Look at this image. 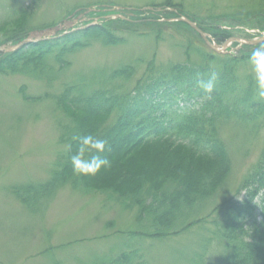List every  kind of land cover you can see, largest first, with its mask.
<instances>
[{
    "label": "trees",
    "instance_id": "obj_1",
    "mask_svg": "<svg viewBox=\"0 0 264 264\" xmlns=\"http://www.w3.org/2000/svg\"><path fill=\"white\" fill-rule=\"evenodd\" d=\"M261 4L254 12L226 15L225 19L212 16L209 23L176 4L155 6V11L136 10L134 15L118 19L105 18L111 10L92 11L88 14L90 19L100 17L101 24L89 25L91 21L84 28L59 32L50 39L0 53V73L18 72L51 81L70 66L71 54L94 42L115 45L124 41L118 32L151 34L181 16L197 22L218 44L236 37V32L243 33L245 39H252L255 34L246 32L245 28L264 31V4ZM33 7L17 12L10 26L14 29L0 39V45L16 44L29 37L35 30L28 25ZM87 8L69 15H79ZM215 19L220 20L213 21ZM174 23L176 29L182 26L194 32L202 43L189 46L185 62L173 63L164 69L153 68L155 64L151 63L148 73L128 93H120L112 87L91 88L82 81L65 85L56 100L74 125L65 137L67 151L59 157L48 182L17 185L12 191L22 204L35 212L45 207L65 185L75 190L111 189L125 203L131 201L126 208L137 206L141 218L151 223V232L132 235L162 237L213 222L216 233L205 239L200 256L207 252L208 242L217 241L224 248L221 264H264V148L254 171L238 189L237 196L244 191L241 199H224L205 217L192 212L184 216L194 204L212 197L232 169L228 149L220 136L221 125L233 119L247 124L264 122V101L254 96V80L251 76L241 80L238 75L240 65L250 62L253 50L264 42H234L235 46L240 45L236 54L219 53L210 49L186 22ZM58 24L60 22H53L37 30ZM53 63L58 68H54ZM212 70L217 71L218 80L214 91L207 94L197 82L207 79ZM132 71V66H124L104 81L114 84L119 78L127 80ZM24 99L33 97L24 94ZM87 134L106 138L110 146L105 155L112 161V167L94 177L75 175L69 160L79 145L74 137ZM180 218L184 225L173 231L174 223ZM98 264L145 263L137 250L123 251Z\"/></svg>",
    "mask_w": 264,
    "mask_h": 264
},
{
    "label": "rangeland",
    "instance_id": "obj_2",
    "mask_svg": "<svg viewBox=\"0 0 264 264\" xmlns=\"http://www.w3.org/2000/svg\"><path fill=\"white\" fill-rule=\"evenodd\" d=\"M261 3L264 0H0V39L14 29L10 26L17 12L31 5L33 16L28 25L35 29L32 35L53 22L71 19L77 22L78 29L88 22L96 23L97 19L94 22L88 16L91 10L119 8L125 13L119 18H128L136 10L155 11V6L176 4L209 23L212 16L254 12ZM87 7V12L74 15ZM183 18L173 19L169 27L151 34L118 32L124 41L115 45L96 41L71 54L70 66L51 81L18 72L0 73V264H98L123 251L137 250L145 264H221L224 248L217 241L208 242L207 252L200 256L205 239L216 233L213 222L178 234L141 237L132 233L151 232V223L141 218L137 206L126 208L131 201L125 203L111 189L75 190L65 185L35 212L12 191L17 185L48 182L59 157L66 153L65 137L74 125L56 100L65 85L82 81L91 88L112 87L128 93L148 73L151 63L155 64L153 68L164 69L185 62L189 46L202 43L194 32L182 26L176 29L174 21L186 22ZM235 34V41H245L243 33ZM239 47L231 44L227 49L236 54ZM124 66L133 67L132 75L127 80L119 78L114 84H106L105 78ZM238 75L241 80L248 76L253 79L251 63H242ZM24 94L33 99H24ZM258 121L247 124L233 119L221 125L220 136L228 149L232 169L212 197L194 204L184 216L192 212L205 217L224 199L243 197L244 191L237 196L238 189L254 171L264 148V122ZM182 222V218L178 219L173 231L180 229Z\"/></svg>",
    "mask_w": 264,
    "mask_h": 264
},
{
    "label": "clouds",
    "instance_id": "obj_3",
    "mask_svg": "<svg viewBox=\"0 0 264 264\" xmlns=\"http://www.w3.org/2000/svg\"><path fill=\"white\" fill-rule=\"evenodd\" d=\"M250 63L253 70L254 96L264 101V45L253 50ZM218 80V73L212 70L207 79L198 80L199 88L207 94H211ZM79 140L77 151L69 157L72 170L75 175L96 176L102 170L112 167V161L105 155L110 151L109 142L106 138L87 134L82 137L76 136Z\"/></svg>",
    "mask_w": 264,
    "mask_h": 264
},
{
    "label": "water",
    "instance_id": "obj_4",
    "mask_svg": "<svg viewBox=\"0 0 264 264\" xmlns=\"http://www.w3.org/2000/svg\"><path fill=\"white\" fill-rule=\"evenodd\" d=\"M182 19V18H181ZM191 27H193L195 30H197L199 32V34L203 37L204 41L206 42V44L211 47L212 49L214 50H218V45L217 44H214L208 37V35L197 25L196 22H194L193 20H191L190 18H183ZM76 21H64L63 24L59 25V26H56V27H53V28H49V29H46V30H43V31H40V32H35L33 33L30 38L26 39V40H23L15 45L13 44H3L0 46V52H10V51H14V50H17L18 48L22 47L23 45H26L30 42H32V40H40V39H43L45 37H43V34H50V35H54L56 32L58 31H62L65 27H68V26H72L74 25ZM35 36L36 39H33L32 37ZM264 41V33L258 38V39H255V40H252V41H248L252 44H257V43H260V42H263Z\"/></svg>",
    "mask_w": 264,
    "mask_h": 264
},
{
    "label": "bare ground",
    "instance_id": "obj_5",
    "mask_svg": "<svg viewBox=\"0 0 264 264\" xmlns=\"http://www.w3.org/2000/svg\"><path fill=\"white\" fill-rule=\"evenodd\" d=\"M73 31V30H72ZM27 45V44H26ZM24 46V45H23Z\"/></svg>",
    "mask_w": 264,
    "mask_h": 264
}]
</instances>
